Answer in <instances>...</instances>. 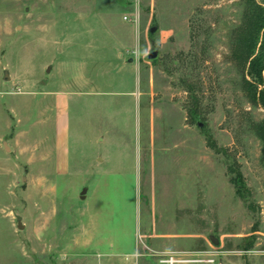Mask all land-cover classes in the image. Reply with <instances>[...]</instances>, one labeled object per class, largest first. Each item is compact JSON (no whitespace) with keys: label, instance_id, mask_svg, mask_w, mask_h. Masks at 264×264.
<instances>
[{"label":"rangeland","instance_id":"rangeland-1","mask_svg":"<svg viewBox=\"0 0 264 264\" xmlns=\"http://www.w3.org/2000/svg\"><path fill=\"white\" fill-rule=\"evenodd\" d=\"M122 1L0 0V264H264L240 0Z\"/></svg>","mask_w":264,"mask_h":264},{"label":"trees","instance_id":"trees-1","mask_svg":"<svg viewBox=\"0 0 264 264\" xmlns=\"http://www.w3.org/2000/svg\"><path fill=\"white\" fill-rule=\"evenodd\" d=\"M240 2L243 14L241 25L232 32L231 57L241 73L249 102L264 109V0ZM253 130L264 154V121L254 124ZM243 188L239 186L238 192Z\"/></svg>","mask_w":264,"mask_h":264},{"label":"crops","instance_id":"crops-1","mask_svg":"<svg viewBox=\"0 0 264 264\" xmlns=\"http://www.w3.org/2000/svg\"><path fill=\"white\" fill-rule=\"evenodd\" d=\"M64 99V103H66ZM63 115V113H62ZM65 117V118H64ZM64 119V120H63ZM63 121L61 120L60 123L58 124V131H57V141H56V159H57V166L59 167H68L69 166V161H68V156H69V147H70V134H69V122H68V113H64L63 115ZM65 121V122H64ZM100 143L104 142L103 137L99 139ZM6 144V143H5ZM157 236V235H156ZM157 237H173L172 235H166L162 236L159 235Z\"/></svg>","mask_w":264,"mask_h":264},{"label":"water","instance_id":"water-1","mask_svg":"<svg viewBox=\"0 0 264 264\" xmlns=\"http://www.w3.org/2000/svg\"><path fill=\"white\" fill-rule=\"evenodd\" d=\"M118 1H119V3H120L121 5H124V6L126 5V2H124V1H122V0H118ZM155 31H156L155 29H151L150 32H151L152 34H154ZM156 58H157V52L154 51V52H152V53L150 54V56H149V60H154V59H156ZM130 62H131V61H130ZM7 78H8V77H7ZM7 78H6V79H7ZM215 244L217 245L218 242H215Z\"/></svg>","mask_w":264,"mask_h":264}]
</instances>
